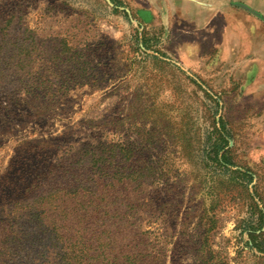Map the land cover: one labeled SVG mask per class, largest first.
I'll return each instance as SVG.
<instances>
[{
	"label": "rangeland",
	"instance_id": "1",
	"mask_svg": "<svg viewBox=\"0 0 264 264\" xmlns=\"http://www.w3.org/2000/svg\"><path fill=\"white\" fill-rule=\"evenodd\" d=\"M0 264H264V0H0Z\"/></svg>",
	"mask_w": 264,
	"mask_h": 264
}]
</instances>
